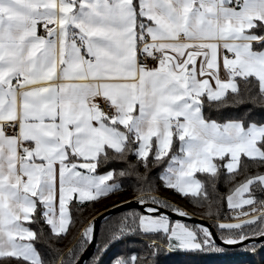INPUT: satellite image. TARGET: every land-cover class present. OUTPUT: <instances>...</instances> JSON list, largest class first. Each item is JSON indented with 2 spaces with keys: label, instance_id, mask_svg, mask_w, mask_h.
<instances>
[{
  "label": "snow or ice",
  "instance_id": "6c2138e0",
  "mask_svg": "<svg viewBox=\"0 0 264 264\" xmlns=\"http://www.w3.org/2000/svg\"><path fill=\"white\" fill-rule=\"evenodd\" d=\"M256 107L264 108V0H0V264H49L38 245L63 239L88 204L124 192L120 178L133 182L140 210L106 221L92 264L127 235L147 241L144 255L115 264H156L163 249L223 251L208 226L173 220L169 212L191 217L153 193L163 187L219 218L221 170L264 164ZM111 162L126 167L102 171ZM154 164L163 166L155 178ZM254 183L264 192L258 175L226 200L259 214L217 223L221 244L264 240V207L244 197ZM97 223L61 264H82Z\"/></svg>",
  "mask_w": 264,
  "mask_h": 264
},
{
  "label": "trees",
  "instance_id": "16d2710c",
  "mask_svg": "<svg viewBox=\"0 0 264 264\" xmlns=\"http://www.w3.org/2000/svg\"><path fill=\"white\" fill-rule=\"evenodd\" d=\"M248 108H252V105H245L239 108L237 107H224L221 109V112L225 116H236L244 113ZM252 114L254 118L258 121L264 120V108L256 107L252 109ZM213 118H217L215 111H213ZM132 162H135V157H129ZM242 160H247V158L242 157ZM217 163H221L220 160ZM126 165L123 162H111L107 165L102 171L107 170L108 168H113L119 171L122 168H125ZM163 170L162 165H152L150 169V174L155 178ZM143 171V169H141ZM225 174V178L219 183L218 191L215 194V199L218 200V203L215 205L219 209V218L216 216L207 217L204 215L207 210L206 207H198L194 203H190L188 199L181 196L175 195L169 190L160 187L159 191L154 192L153 195L160 198L168 199L169 202L173 205L179 206L185 212L195 215L199 218L208 220L215 231L217 229L215 225L217 223H240L238 221L241 218L250 219L252 215L259 213H251L249 211V205L240 208L237 212L243 213L248 212L249 214L244 217L235 216L236 209H230L227 205L226 196L229 195L232 191L235 190L241 183L245 182L247 179L264 175V164L249 162L244 171L237 170L239 174H234L229 176L226 169L221 170ZM197 178H203L202 174L196 173ZM121 182L126 189L124 192L111 195L107 198H101L99 202H94L88 204L82 212L75 213L76 222L71 227L69 233L61 240L57 241L54 237H49L47 243L41 242L38 245L39 250L45 254V259L49 261V264H61V259L64 255L67 254L68 250L72 248L80 237L81 232L92 222L96 216L100 213L124 202L135 200L136 196L139 195L138 192L134 191L133 182L128 179L120 178ZM157 184L160 182L157 180ZM260 187L257 184L249 186V192L245 193L244 197L253 198L255 206L257 208L264 207L260 201L264 200V192L260 191ZM208 191L211 193V187L208 188ZM224 198V199H222ZM132 211H139L137 209H130L115 215H112L105 219L100 226L98 241L97 244H103L106 239V233L103 230V225L106 221H116L120 217L125 216L126 214ZM246 219V220H248ZM244 220V221H246ZM189 224V223H188ZM193 225V224H190ZM33 227H37L33 225ZM48 229L45 226V232L47 233ZM218 236L219 233L217 232ZM146 240H142L141 237L136 235H127L122 239L115 240L109 243L106 250L101 255V264H115V262L120 258H129L133 254L143 256L144 252L142 251V244L146 243ZM264 243L255 244V248L252 245L242 246L235 249L223 248V251H206V252H186L181 250L168 251L166 249L161 250L156 256V264H264ZM48 246H51L53 249H58V254L55 252L47 251ZM88 245L85 246V249ZM163 248V246H162ZM97 254V245L96 249L87 261L86 264H92L94 257ZM3 264H16L15 260L10 262L5 261Z\"/></svg>",
  "mask_w": 264,
  "mask_h": 264
},
{
  "label": "water",
  "instance_id": "95a60500",
  "mask_svg": "<svg viewBox=\"0 0 264 264\" xmlns=\"http://www.w3.org/2000/svg\"><path fill=\"white\" fill-rule=\"evenodd\" d=\"M130 209L140 210V206L135 203V200H132V201H128V202H124V203L118 204V205H116V206H114V207H112V208L100 213L98 216H96L95 220L98 221V223L96 224V228H95L96 241L91 243V244H89L87 246V248L85 249V251L83 252L82 264H86L87 263V261L91 258V256L93 255V253H94V251L96 249V245H97V241H98V235H99V229H100L101 223L105 219H107L108 217H110L112 215H115V214L130 210ZM168 214L171 216V218L173 220L181 219V220H184L186 223H189V224H193V225H195V224H204V225L208 226L210 228V230L213 232V234L215 235L217 244H219L223 248L235 249V248H240V247L246 246V245H252L251 241H245L242 244L238 243V244H235V245H223V244L220 243V239H219V236H218L217 232L215 231V229L213 228V226L211 225V223L208 220H205L203 218H199V217H197L195 215H192L190 213H188V215L191 217V219L179 217L178 215L173 214L171 212H169ZM101 217H104L105 219H101ZM262 243H264V240L257 239L256 242H255V244H262Z\"/></svg>",
  "mask_w": 264,
  "mask_h": 264
},
{
  "label": "crops",
  "instance_id": "0c3cea01",
  "mask_svg": "<svg viewBox=\"0 0 264 264\" xmlns=\"http://www.w3.org/2000/svg\"><path fill=\"white\" fill-rule=\"evenodd\" d=\"M57 3H59V0H57ZM41 28H42V27H40V26L38 25V34H43L42 31H41ZM221 77H222V78H226L223 72H221ZM82 82H83V81H74V80H70V81L55 80V81H54V83H56V84H61V83H82ZM38 86H39V85H38ZM18 103H19V97H18ZM242 157H243V156H242ZM242 157H241V158H242ZM218 160H219V159L216 158V159L214 160V162L217 163ZM225 162H226V161H225ZM240 216H242V215L240 214ZM246 219H248V218H241V219H239L238 221H244V220H246Z\"/></svg>",
  "mask_w": 264,
  "mask_h": 264
},
{
  "label": "rangeland",
  "instance_id": "374dc122",
  "mask_svg": "<svg viewBox=\"0 0 264 264\" xmlns=\"http://www.w3.org/2000/svg\"><path fill=\"white\" fill-rule=\"evenodd\" d=\"M244 195H245V193H244ZM245 198H249V197H245ZM244 206H247V205H242L241 208L244 207ZM238 210H240V208L236 209V211H235V216H237V217H239V218L244 217L245 215L240 216V213L237 212ZM181 251H182V250H181Z\"/></svg>",
  "mask_w": 264,
  "mask_h": 264
},
{
  "label": "built area",
  "instance_id": "2783aa9c",
  "mask_svg": "<svg viewBox=\"0 0 264 264\" xmlns=\"http://www.w3.org/2000/svg\"><path fill=\"white\" fill-rule=\"evenodd\" d=\"M41 31H42V33H43V28H41ZM44 34V33H43ZM150 63H152L151 61H150ZM105 110H107V109H105Z\"/></svg>",
  "mask_w": 264,
  "mask_h": 264
}]
</instances>
